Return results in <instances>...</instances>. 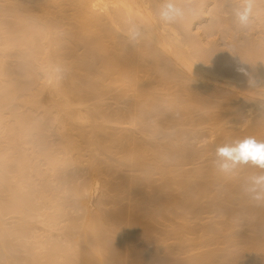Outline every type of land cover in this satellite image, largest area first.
<instances>
[{
    "label": "rangeland",
    "instance_id": "374dc122",
    "mask_svg": "<svg viewBox=\"0 0 264 264\" xmlns=\"http://www.w3.org/2000/svg\"><path fill=\"white\" fill-rule=\"evenodd\" d=\"M218 1L219 0H202V1L201 0H181V1H178L179 3L181 2L182 4H180V5L183 6V8H185V16H184L185 17L184 19L186 20L185 26H186L187 33L190 31L189 34H191L193 36V38H191V40L195 41L196 45H198V46L201 45L200 48L205 49L208 52L207 53L206 51H203L201 49L200 52H202L203 56L207 55V57L209 56L211 58H214V57L218 56L220 51H218V54H217V50H216V53H215V49H218L220 47V50H221L222 53L220 52L221 57L218 56V58H223V59H226V60L229 59V61H231V58L234 59V56L231 53L232 52L231 51L232 47H231V45L229 46V44L226 42L227 41L226 36L228 35L227 31H231L232 34L235 32L238 35L237 36L238 38H237L235 36L236 34H234V37L236 38L237 43H239L240 41L242 42L244 40V38H242L243 34L244 35L245 34L246 35L250 34L251 37L253 36L252 38H254V40L249 38L251 41L253 40V43H254L256 38L263 39V40H260V41H263V42H261L262 45L261 44L259 45V47L262 48V50L259 47H257L254 50H253V48L252 49L249 48V49L252 50L253 53H257L258 57H261L262 55H264V16H263L264 11H261L262 12L261 14L254 15V19H253L251 25L249 27H247V28H244V27L239 25V23L236 21L234 15H233V12H232L233 6L236 5L237 3H239V0H226V1L224 0L225 2L222 0L225 4L221 0L219 1V4H218ZM8 2H9V0H0V10L3 8L1 10V12H0L1 13L0 14V37L4 36V37H2L4 40L6 39L7 35H5L2 31L5 32L6 30L7 31L9 30V33H11V32L15 33L17 31V29L19 31V28H17V26H16L17 29L15 28L14 23H15L16 20L18 22H19V20L21 21L20 18L27 15V14L22 12L24 10L23 8H22L23 10L21 8H17V9L14 10L13 9L14 7H11V6L10 7L14 11L7 13L8 9H9V8L7 9ZM161 3L163 4L164 1L161 0ZM227 3H229V4H227ZM10 4H12V3H10ZM256 4H257V6L259 8H264V0H258V1L256 0ZM6 9H7V11H6ZM255 12H257V11H255ZM26 13H29V11H27ZM31 13L32 12H30L29 14H31ZM37 14L36 13L32 14V16H34V19H35V16H37ZM258 15H261V16H258ZM56 18H58V14L53 19L56 20ZM38 19H39V17H38ZM38 19H35L34 21L38 22L37 21ZM42 19L43 20H41V19L40 20L44 21V17ZM24 20H26V21H24ZM28 20L29 19H25L24 18V19H22L21 22H22V24L24 22V24L26 26H27L26 23H28L29 25L27 27H29L28 28L29 30H32L33 27H34V29L38 30V31H36L35 35L37 34V32H40L39 34H40V36H42L41 37L42 38V43L41 44L46 43V41L48 39H50V38H52V40L54 38V40H55L58 37H60V38L62 36L64 37L62 31H64L67 28V21H64V23L62 22L64 25L60 24L61 27L53 25L54 26V28H53L54 30L53 29H52L53 31L49 30L50 33L52 32L51 34L48 33V32L43 34L44 32L41 31V29L44 27L43 22L40 23V20H39V23L41 25L38 23L39 26L38 25L36 26V24H37L36 22H35L36 24L35 23H31V22H33L32 19H30L31 21L30 20L28 21ZM181 20L182 19H180L179 21H177L175 23L181 22ZM182 21H184V20H182ZM31 25H33V26L30 28ZM40 26H42V28ZM12 27H14V29H12ZM23 27H25V26H23ZM204 27L206 29H204ZM208 28H209V30H208ZM28 29H27V31H28ZM116 31L118 32V30H116ZM243 31H245V32H243ZM41 32H43V33L41 34ZM225 32H226L227 35L225 34ZM7 33L8 32H6V34ZM28 33H30V32H28ZM17 34H14V35L18 36ZM32 34H33V31H32ZM39 34H38V36H39ZM46 34L50 35L48 37V39L43 36V35H46ZM254 34H255L256 37L254 36ZM11 35H13V33ZM21 35H22V33H21ZM26 35H27V32H26ZM123 35H124V33H120L121 37H123ZM246 35H245V37H250V35H248V36H246ZM9 36H10V34H9ZM9 36H8V40H9ZM24 36H25V34H24ZM30 38H31V40H30ZM235 38H233V41L235 40ZM12 39H13V37H12ZM26 39H28L27 36H26ZM32 39H39V38L38 37H34V34H33V37H29L28 40L32 41ZM238 39H241V40L238 41ZM247 39L244 40V41L248 42L249 39L248 40ZM4 40H2V41L0 40L1 41L0 42V46L2 45L3 48H4L3 49L2 47H0V55H1L0 56V60L2 58H6V56L9 57V55H10V58H12L13 56L16 57L21 52V50L23 48V47H21L20 43H22V42L24 43V41H26L25 38H24V39H22L23 40L22 42L18 43L20 45V47H19L20 51L17 50V51H19V52H17L15 50L19 49V48H18V46H14L16 44V43H14V40L10 41V42H12L11 44H13V45L8 43L9 47L4 45V44L7 43V41H6L7 39L5 40L6 43L3 42ZM19 40L21 41V39H19ZM39 40H36V42L37 41L39 42ZM52 40H50V41H52ZM57 40L60 41L61 39H57ZM57 40H55L54 43H52V42H50V43L55 44L54 46H57L56 45V43H58V42H56ZM250 40H249V42H250ZM233 41H231V42H233ZM244 41H243V43H244ZM260 41H259V43H260ZM2 42H3V44H2ZM15 42H16V40H15ZM135 42L132 41L133 44H135ZM241 42L239 44H241ZM255 42H257V44L256 43H254V44H256V45L259 44L258 43V39H256ZM26 43H29V42H25V44ZM143 43L144 42H142V44ZM237 43H235V44H237ZM243 43H242V45L244 46L245 43L244 44ZM250 43H252V42H250ZM142 44H140V47H141ZM235 44H233V45L236 48H238L237 45H235ZM28 45L30 46V44H28ZM38 45H40V42H39ZM48 45H49V43H48ZM136 45H137V42H136L135 46ZM138 45H137V47H139ZM242 45H240V47H242ZM253 45H250V46L252 47ZM23 46H24V44H23ZM45 46H46L47 49H49V48H50V50L52 49L51 46H49V48L47 47V45H44V47ZM198 46H196V47H198ZM216 46L217 47L219 46V47L215 48ZM246 46H247V48L250 47L249 45H246ZM5 47H7V48H5ZM31 47H32V49H30V51L33 50V47L36 48L34 45L31 46ZM58 47H60V46L58 45L57 47H54V48H56V50H57ZM137 47H135V48H137ZM244 47H242V50H240L239 48H238L239 50H237L235 48L236 54H237V52H239V54H244L246 51H248V50L244 51L243 50ZM8 48H9V50H11V53L8 50ZM29 48L30 47H28L27 49H29ZM200 48L198 47V49H200ZM5 49H7L9 51V53L7 51L3 52V50H5ZM36 49L38 50V48H36ZM36 49H35V51H33L34 53L37 51ZM23 50H24V48H23ZM42 50H43V48L41 50H38V51L39 52L41 51V55H43L45 53L46 56H47L46 52L50 51V50H46V52H43ZM53 50H55V49H52L51 52H53ZM235 50H233V51L235 52ZM25 51H24V53H25ZM30 51H28V52H30ZM85 51L86 50H85V48L83 46H78L76 48V53L77 54L83 55L85 53ZM252 51H250V52H252ZM31 52L29 53V55L32 56L33 52L32 53ZM39 52H36L35 54H37ZM42 52H43V54H42ZM51 52H48V53H51ZM3 53L6 54V56L3 55ZM24 53H22V55H20V56H22V58H23V54ZM239 54L237 56H239ZM27 55H28V53H27ZM39 55L40 54H38V56ZM41 55H40V59H43ZM251 55H252V53H251ZM20 56H19V59L13 57V59H11L12 60L11 62L8 61L10 58L9 59L6 58L7 62H10L9 64L7 63L6 65L10 66V64H11L12 66H15V68H14L15 71L12 70V68H11V70L14 71L15 73L14 74L11 73L10 76L8 75L9 73L8 74L6 73V75H5V71L4 70H6L8 67L7 66H6V68L3 67V65L1 64L2 63V60H1L0 66L2 65L3 69L4 68L5 69L3 70V69H1L2 67L0 68L2 73L4 72V74H0V86H1V84H2V86H5L6 84L7 85L9 84L10 87L12 88V89L11 88L10 89L14 90V91H15V89L19 90V88H20V90H19L20 95L25 94L24 96H26V93H28L30 91H31L30 95H36V93H34V94L32 93V92H34L32 90L35 89V92H37L36 88L39 85V81L40 82H42V81L44 82V84L46 86L45 87L46 89H42L41 91L39 90L37 92V95L35 97L33 96L34 98L33 97L31 98V100L32 99L36 100L35 104L33 103L34 100L31 101V103L33 105L28 102L30 100V96H29V99L24 98V96H23V99H21V100H24V99L28 100L26 102H28V104H30L31 106H29V105L27 106L25 104V100H24V105H23V103H20L21 100L19 101V99L16 98V97L19 96V93L17 94V92H16V94H17L16 97H14L15 95L13 94L14 95L13 97L16 98L19 101V102L17 101L18 104L20 103V105L17 104L19 107L16 105V107H18L17 111H19V113H17V115L20 114V112H21V115H22V112L27 114L28 116L30 115L29 117L28 116H26V117H27V119L29 118L28 120H30L29 122L31 124L32 123L31 122L32 119H34V121L37 120V119L39 120L40 118L43 119V116H45V115L42 116V114H44V111L46 112V110L54 107V106H52V104L54 102L53 100L56 98V100L58 101V99L60 100V98H61L60 96H63V95H61V93H59V91L62 90V88L66 89V86H70L68 84L72 81V79L69 76L70 73H72L71 63H70V62H72L71 61L72 57L68 56V61L67 62L65 61V63L63 65H61V66H60V63H59V65H58L59 67L56 66L57 69L58 68H60V69H58L59 71H57V72L55 71V72L57 74L59 72L60 75L62 74L61 76L55 74V72H54L55 68L54 67L53 68L50 67L51 70H50V68H49L48 71L46 70L47 72H49V71L52 72L53 71L54 74L57 75L56 77H59L60 79H62L60 81L63 82V85H64V83H65V85L67 84L66 86L64 85V87H62L61 89L59 87V86H61V83L60 84L59 83L56 84V85H58L57 86L59 88L58 89L57 87L56 88L54 87V86H56L54 83H57L59 81H56L58 78L56 79V78L51 76V75H54L53 72L50 73L51 75L49 74V76H51V77H48V78H47L48 75L46 76V72L44 73L45 75H43L42 73H41L42 76H40L41 74L39 75L41 68H39V73L35 72V74L32 73L30 75L31 71L28 72L29 66L30 67L34 66L36 68L37 65H35V64H39V63L42 64L41 61H43V60H40V62L38 60L39 63L38 62H33L36 59L35 58L36 56L35 57L34 56L33 57L29 56V57L32 58V60H31L32 62H30V60H29L30 58H26V55L24 56L25 58H23V59ZM212 56H214V57H212ZM244 56H245V54H244ZM244 56L243 55L241 56V59H243L242 62L245 61V62L248 63L247 57L245 58ZM255 56H256L257 59H255ZM43 57H45V55H43ZM258 57H257V55H254L252 57V61H254V59L257 60V61H254V63L250 62V60L248 59L249 62H250L248 64L250 65L252 63L251 64V66H252L253 64L257 63L256 64L257 66H255V65L252 66L253 69L256 68V71H258V69L261 68L260 71L262 72V70L264 71V69H263L264 68V64H263L264 61H263V59L261 60L260 58L258 60ZM37 58H39V57H37ZM261 58H263V57H261ZM16 59H17V61H16ZM25 59H27V61L29 60V62L24 61ZM135 60L139 61L138 62L139 63V67L135 71V74L137 76L138 84H143L144 80H146L148 82L150 81L152 83V86L150 88V92H151L150 94H154L153 97L156 98V99H152L150 101V99H151L150 98L148 100L149 101L148 103H151V104H144V106H143V104H141L142 105L141 106L139 104L140 103L139 101H141L142 98L145 97L144 92L139 90V92L137 93L136 92L137 86L133 85V84H130V82L126 81V79H124L125 81L117 82V83H114V84H109L110 83V79H108L107 77L103 78V79H99V77H96V78L93 77L92 78V77H89L87 73L86 74L81 73L83 76L84 75L85 76L84 77L82 76L83 78H82V80H80V85L82 84L81 86H83L84 90L88 91V89H91L90 87H92V86H89V88H88L87 87V85H88L87 81H89V84H90L91 83L90 81H92L94 79V81L97 84L96 87L98 86V83H99V86H98L99 89L97 88L98 91H96V93L92 97L90 96V97H87V98H84V99L82 98L81 100H80V98L78 100L75 97L76 100H74L71 103L72 104V106H71L72 109L71 110L74 113V116L72 117L73 119L71 117H69L70 119L67 118L68 119L67 120L65 118L66 115H67L65 112H61L62 115H60L61 113L58 114L59 111H61V110H59V111L57 110V109H59V106H58L57 102H54V105L56 103L58 108H55L56 107L55 106L53 109L58 111V113H56V112L55 113L59 115V121L62 120V119H60L62 117L63 121H64V123H62V124L65 127L68 125L67 123H68L69 120L70 121L73 120L75 125H73L74 123H71V124L73 126H75V127H77L76 125H78L79 128H80L81 125H82L83 132H85L84 133V137H85L84 140L87 137H89V138L93 137L92 133L96 132L97 130L101 131L99 127H101V126L104 127L103 128L104 131L102 133L105 134V136L103 134L102 135L105 138H107V139L110 138L111 140H110V142H106L104 145L99 146L98 149H99L100 152L98 151L99 155L97 157L94 156L93 151H92L93 149H95L96 144H95V147H94V145L88 143V140H89L88 138H87V140L84 141L83 144L80 145L81 148H78L77 151L76 150H72V148L71 149L69 148V150H72V152L65 151L66 149H64V151H62L63 147L66 146V145L63 146V144L64 143L66 144V142H67V141L63 142L64 139H67V137H65V136H67V133H65V135H64V134H62V131H66L67 132V130H68V132H69L70 130H69V128H64L66 130H62L61 133L59 132L63 125H61V123L58 120H56L58 118V116L55 113H54L55 117L53 116L54 115L53 112H52L53 109L50 112H52L51 114H53L52 115L53 119L54 118L55 119L52 120V121L50 120L51 122L50 121L46 122V123H48V124H46L45 123V119L47 117L46 118L44 117L45 118L44 122H42V124L43 123L45 124V128H47L46 129L47 131L43 130V131H45V133H48L46 137L44 136L45 133L42 134V131H39L42 128L41 129L38 128L39 130H35V128H36L35 127L33 131H31V130L29 131L28 130V134H26V132H27L26 130H25L26 132L24 130H21L22 127L19 128L20 129L19 130L17 128V126H16L17 125V122L15 121L16 118L13 117V116H16V115H14L13 113H12L13 114V116H12L13 119H11V116H8V114H6L8 116V118L10 117V120H8L9 123L6 122L7 121V116L5 117V115H4L6 121L3 120L4 117H1L3 119H1L0 122H2L3 124H0V125H3L4 127L3 126L0 127V163H2L7 168L9 167V169H12V170L8 169L6 171H8V172L10 171L11 173L14 172L13 174L9 173V174L12 175V178H14V179L11 178L12 179L11 180L10 179V175L8 174V172H7V174L9 176L6 175L5 168L3 169L2 167H1L2 168L1 171L3 173H1V174L5 175V177H7L8 183H10V186H12V185L14 186V184H13L14 182L16 184L15 186H17L18 185L17 183L20 182L21 186L18 185V187L19 188L20 187L23 188L25 190V193H27V191H28V194H30V193L32 194L31 197L30 196H28V197L32 198L31 204L34 205V204L37 203L36 208H38V211L36 212V214L34 213V216L30 215L31 212H26V213L22 212L23 214H27V215H28V213H30L29 214L30 219L26 220V221H30V222H26L27 224H25L23 222V224L25 226L27 225V227H24V229L21 230V231H25V228H26V232L24 234H26L28 238L26 237L27 238L26 241L24 239H22V241L23 242L24 241L27 242V244H29V245L32 244L31 245L32 248H34L36 250L38 249V252H41V251L43 252L45 249H46V251L50 250L51 247L53 248V246H52L53 243H54V245L57 243V246H58V243H64L67 246L68 244H67V241H66L67 240V235L66 234H67V231L69 230L70 227L66 228V226L67 225L70 226V223L75 220L74 217L77 218L78 215H82V213H81L82 211L79 208L76 209L77 211L74 210L75 206H73V205H70V207L69 208L67 207L66 209L63 208L65 210H67L69 213L67 211L61 209V210H63L61 212H64L63 215L61 216V219H60V216L57 215V213H61V212H58V210H56V209L57 208L59 209L62 206V205H59V203L61 204L62 201L58 203L59 206L57 208H56V205H57L56 202H58L59 200H64L65 201V198L68 196V195H66V197H65V193L68 194L69 190L67 192L64 189V186L67 185V184H65L66 181L63 183V180H67L69 177L67 178L66 175L64 174L65 177L63 176V178H62V176L59 175L60 176L59 178L60 179L62 178L61 181H60L56 176L51 174V173L54 172L52 168L50 170H52L53 172H51V173L49 172L50 174L47 173L46 171H44L45 169H47V167H50V166H48L47 161L48 160L51 161L52 159H50V158L46 159L45 158L46 155L42 156L39 152L44 147V145H43L44 143H46L45 144L46 146L48 145L47 147H49V145L51 146V143H52V148H53L52 150L53 151L50 148L51 152L48 153V156H50L49 154H52V152H53V155H55L57 153V155H55V157L53 156L54 158H56L58 155L61 156L60 152H62V158H64V159L65 158H69V159L71 158V160L72 159L74 160V158H72V157L75 156L74 154H76V156H78L80 154L79 157H81V158L79 159V162L77 160V162H78L77 163L74 160V162H76V164H78V166L76 164L74 166L72 165L73 166L72 168H74V167L76 168L75 170L73 169L74 172H73V170L71 168V173L73 172L72 174L75 173V175H76V173H77L76 176H74V175H73L74 177L72 176L73 179L75 178V181H77V182L79 181V182H78V184H74V185L73 184H68V185H71V186L72 185L73 186L80 185L79 183H81V181L83 182L82 179L84 178V175H85V179L87 178L88 172H86L85 169H87V171H88V168H85V167H88V164H89L88 162H90V160L92 159V156H94L98 160V162L100 163V167H99V169L97 171V174H96V179L98 181L96 185H97L98 188H96V186H95V188L97 190H95V194L92 197L93 200H92V203L90 205L91 207H89V209H88L89 213L97 214V212H103L104 211L106 213H110L111 215L113 214L112 216H113V219H114L115 218L114 212H115V214H117V212L121 213L125 209L124 211H125V214H127V216H125V215L123 216V213H124V211H123L120 214L121 216H123L122 218L120 216L119 220H116V219H118V214H117V217H116L115 220H111L112 222L107 221V223H108L109 229L120 230V231L122 230V232H126V233L128 232L127 235L132 233L131 235L135 236L134 239L131 238L133 236H131V235H130L131 237L128 236L129 238H127V240L129 239V242H130V238L132 239V241H131L132 243L129 245L130 248L128 250H133L134 246L131 247L132 244H133L135 246L138 245L137 246L138 248L134 247V251H138V252L141 251L142 253H144V250H145V254H146V250H148L149 254L151 253L149 255L148 251H147V256H149V257L144 256L143 254L140 255L141 253L139 254V256H138V253L132 255L135 260L132 257L131 258L135 261V264L136 263H138V264H141V263L142 264H152L153 262H156L157 259L158 260L160 259V261H162V262H164L163 260L165 259V262H167L166 264H187L188 261L189 262L192 261V259L190 260V258H193V257L195 258V256H196V258L198 256L201 257L204 254H205L204 256H206V254H208V256H206V258L203 259L202 262L199 260L201 263H199V261H198V264H261V263H258L256 261L257 258H254V256L251 254L252 251L250 252V250H249L250 247L247 246L244 238H241L240 236L237 237V238L232 237L233 234L232 235L230 234L229 236H228V234L224 235V233L221 234V231L219 230L218 226H220V225H217L218 223L220 224L221 222L227 221L229 217H231V218L235 217V215H234V213H232V211H235V210L241 211V212H242V210L244 211V209L241 206H239V205H237L235 203L230 205L232 202L231 203H227V205L229 204L231 206L230 209H229L230 212L229 211L227 212V211H224V210H223V212H221L220 210H219L220 212L219 211H215V209H213V210L211 209V205H208L210 203V199L212 198L211 195L215 196L214 194L217 195V194H220L219 192L223 191L221 180H218L216 177L210 176V174H206V176L203 175L204 178H202V177H198L197 178V176H196L197 179L194 176L190 175V171L193 172V171L196 170V168H199V169L200 168H205V167H207L210 164H212V166H213V161L216 160V155H215L216 147L219 146V145L225 144L224 142H227L226 139H228V138L226 137V135L229 132L231 133L232 132L231 130L233 128H234L233 132H235L234 130L238 129L236 131L237 134H239L240 132H243V133L245 132L246 133V131L248 130V127L251 124L246 126V127H241L240 124H235L234 122L230 121L231 119L229 120V118H228V119H225V121H224V123H225L224 125L225 126L223 125L224 126L222 128V130L224 131L223 132L221 130V128H220L221 124L220 123L217 124V123L219 122V118L220 119L224 118V116L227 117V111H228L227 108L230 106V104H227V102H224L222 100H217V99H214V98H207V102L205 103L204 106H201L199 104H194V105H190L188 107L179 106V107H177V109H173V110L167 108V106H166L167 103L166 102H168L169 100L174 99V98L176 99V96H178V95H176V93L180 90L179 87L181 85L184 86L185 82L182 84L180 82V77H179V80H176V82L174 81L175 79L170 81L171 78H170L169 81L164 82L161 79V76H160L159 72L157 71V69L154 68L155 65H154V67H152L153 65L152 66H150V65L146 66L145 63H143V62H141L139 60V57L138 58L136 57ZM3 61H4V59H3ZM23 61L25 62L24 65L26 63L27 64L30 63V64L26 65L25 68H20V67L23 66V65L21 66V64H22L21 62H23ZM234 61H235L234 64L236 66H234L233 68H234V70L238 71L237 70L238 66H241L243 63L242 62H238V61L236 62V60H234ZM262 61H263V63H262ZM87 62H90V60L89 61L87 60ZM4 63H6V62H4ZM33 63H35V64H33ZM44 64L45 63H43L42 65H44ZM260 64L261 65L263 64V68L260 67ZM54 65H52V66H54ZM176 66L177 65L175 64V67ZM43 67H45V66H43ZM97 67H96V69L98 71L97 73H99V72L101 73L103 68L99 66V70H98ZM252 67H251V70H252ZM179 68H175V69H179ZM249 68H250V66H249ZM8 69L10 70V68H8ZM100 69H101V71H100ZM32 70H34V69H32ZM37 70H35V71H37ZM183 70L184 69H181L179 71L180 72L182 71L183 73L184 72L186 73V71L185 70L183 71ZM1 71H0V73H1ZM41 71H42V69H41ZM256 71L255 72L252 71V72L255 74ZM260 71H259V73H260ZM27 72L29 73L30 76H28ZM177 72H178V70H177ZM180 72H178V73H180ZM256 74H258V73H256ZM86 75H87V78H86ZM181 75H182V73H181ZM186 75H187V77H186ZM186 75H184V76L186 78H188V73H186ZM44 76H46V78ZM42 78H44V79H42ZM90 78H92V79H90ZM182 79H181V81H182ZM189 79H191V78H189ZM178 81L180 82V86L178 85V83H179ZM184 81H186V83H185L186 85L185 86H187L188 83L191 84L190 85L191 87H193V85H194V86H196V88L202 85V84H200L201 82H198V81H195V80H192V81H195V82H191V80H190V82H189V80L187 82V79H185ZM263 83H264V78H263ZM40 85H42V84H40ZM50 85H51V88H52V92H50V93H52L54 95H51L49 93V91H48L49 88H47V87H50ZM43 86L44 85H42L41 87H43ZM5 87H7V86H5ZM1 88L2 87H0V89ZM38 88H40V87H38ZM4 89L1 90L2 93L4 92ZM101 90H103V91H101ZM1 91H0V93H1ZM57 92L60 94V96H59V94H57ZM179 92H181V90ZM6 93H7V91H6ZM55 94H56V96H55ZM142 95L144 97H141ZM52 96L55 97V98H53ZM179 96H181V95H179ZM183 96H185V95H183ZM26 97H28V94H27ZM20 98H21V96H20ZM8 99H10V98H8ZM61 99H62L61 100V102H62L64 99L63 98H61ZM183 99H185V98H183ZM10 100L13 103L14 99H10ZM11 101H9V102H11ZM14 102H16V101L14 100ZM58 102H60V101H58ZM137 102H139V103L136 104ZM3 103L7 104V100H6V103L5 102H3ZM16 103H13V105H11L9 103L7 106L11 105L10 107H13L14 104H16ZM7 106H6V108H7ZM29 107H31V108L29 109ZM96 107H99L100 111L102 110L100 112L101 114L97 115L95 120H92L91 118L89 119V117H88L89 114L92 113L93 111H95ZM4 110H5V108H4ZM4 110L2 112L3 114L6 112V110L5 111ZM12 110L16 111V109H12ZM10 111H11V108H10ZM10 111H9V114H11ZM118 112L121 113V114H119ZM261 112H257L256 114L260 113L259 115H261ZM49 113L48 114L46 113L47 114L46 116H48ZM3 114H2V116H3ZM263 114L264 113L262 112V115ZM63 115H65V116H63ZM255 115H253V118L254 117H256V118L259 117V115L258 116L257 115L255 116ZM56 116H57V118H56ZM205 116L206 117L209 116L208 118H210L212 116L213 120H216V118H217V121H215L217 123L212 121L211 118L209 119L210 121H207L208 123H205L206 121L204 122V120H203L205 118ZM48 117H50V116H48ZM256 118H254L253 121L256 120ZM49 119H51V117ZM16 120H18V119H16ZM22 120H23V118H22ZM228 120L230 122H228ZM20 122H18V124ZM65 122H67V123L65 124ZM213 123L217 124V128H215L216 126ZM27 124H28V122H27ZM38 124H40V122ZM33 125H32V127H33ZM95 125L97 126V129H96ZM231 125H232V127H231ZM35 126H36V124H35ZM38 126L39 125H37V127ZM233 126H235V127H233ZM237 126H238V128H237ZM19 127H20V125H19ZM28 127L30 129V125ZM211 127H212V129H211ZM230 127H231V129H229ZM216 129L219 130L220 133L219 132L217 133ZM210 130H212V131H210ZM99 131H97V132H99ZM128 131L129 132H134V134L138 138L144 140L145 142L146 141L149 142L154 147L172 145V146H174L176 148H179L180 146H182V148H183V146L184 147L187 146L191 150H196V151L198 150V151L204 152V155H202V157L199 156V158L195 157L194 159L193 158L182 159L181 161H179V163H175L176 165L173 167V170H170L171 171L170 174L168 173L167 175H163V173L160 170H156L155 171V169H154V171H152L151 174L149 173L150 178L146 179V180H148V179L150 180L149 183H147V181H146L145 182L146 184L145 183L139 184V183H137L138 181H135L134 184L137 183L139 185L136 186V187H131L130 184H133V182L130 183V184H128V182H131L132 178H136L134 180H139V178L140 177L143 178V176L146 173L144 171H141V170H143L142 169L143 166L141 167V170H138V168H140V166L139 165L137 166L136 164H133V163L132 164H133L134 167H128L127 165H129V164H127V165L125 164L123 166L116 165L117 162L122 158L121 150H117L118 146L121 145V141L119 140V137L123 133L127 134ZM57 132H59L60 135L57 134ZM9 133H10V136L14 137V140L13 139L10 140V138H11L10 136H9L10 138H8ZM86 133H87V137H86ZM199 133H200V135H199ZM205 133H206V137H205ZM209 133H211V134L214 133L213 134L214 138L212 136H210L211 134H209ZM108 134H110V135H108ZM207 134H209V135H207ZM42 135L45 137V139H42ZM203 135H204L205 138L202 137ZM223 135L226 137V138L223 137L224 140L221 138ZM62 136H63V138H62ZM59 137L61 138V140L59 139ZM96 137H97V134H96V136L94 138H96ZM98 137H99V134H98ZM98 137H97V139H95L96 141L98 140ZM195 137H196V139H195ZM199 137H202V139H198ZM208 138L211 139V140H209ZM58 139H59V142L62 141L63 144H59V142H58V144H56V141ZM256 139H258V138L256 137ZM91 140H92V138H91ZM91 140H89V142ZM203 140H205V142ZM118 141H120V142H118ZM92 142H93V140H92ZM111 142H112V144H114L116 146V148L113 151L112 155H110L111 159H113L114 161H117L115 163V165H116L115 167L114 166L113 167L110 166L109 162L107 161L108 156H107V153H106V147L109 146V144ZM66 148L68 149V146ZM151 148H153V147H151ZM56 149L60 150V152H56V151L54 152V150H56ZM38 150H40V151L38 152ZM78 150L80 152H78ZM45 152H46V150H45ZM39 154H40V157H39ZM147 154H150V153H147ZM149 156L151 157V155H149ZM88 158H91V159H89V161H88ZM59 159L61 160V158H59ZM66 161H64V163ZM80 161H81V163H80ZM11 162L13 163V165H15V163L18 164V162L19 163L21 162V165L23 166V168H20L19 166L18 167L21 169L20 172H23V173H19V168L16 165L15 166H16L17 171H15V168H14V166H12ZM60 162L62 163V161H60ZM50 163L51 162H49V164ZM111 163L114 164V162H111ZM56 164H58V162ZM36 166L39 167V170H38V168ZM65 166L66 165H64L63 168H65ZM12 167L14 168V170H13ZM57 168H59V167H56V169ZM61 170H64V169L61 168ZM69 170H70V167H69L68 171ZM40 171H41L42 175H45V172H46V175L43 176V177H40V176H42V175H40ZM66 171L67 170L62 171V172H66ZM245 171L246 170H245L244 167L237 166L235 172L233 174H231V175H226V177L229 178L228 180H231V181L235 180L236 181V185H237V181L240 182L241 179H243L242 177H244V173H246ZM261 171H263V170H260V169L256 168L254 170L253 174L254 175L258 174ZM16 172H18L19 176L18 175L17 176L19 178H16V175H14V174H16ZM57 173L55 175H57ZM48 174L51 177H47ZM58 174H61V173L59 172ZM61 175H63V174H61ZM78 175L80 177H78ZM185 176H187L186 179H188L190 177L189 181L192 182V183H193V181H195V182L197 181V183H200L202 181L210 182L209 183V190L207 191V193L205 195L203 194L202 196H201V194L200 195L198 194L197 198L199 197V200L197 198L195 199V200L198 201L197 202L198 206H196L198 208V211H197L196 207H195L196 208V212H195L194 208H193L194 209L193 211L190 210V209L186 210L187 207H184V206L181 207L180 206L181 203L178 202L179 204L178 203L174 204V206H173L174 208L171 207V209L169 210L170 212H167L164 215L162 213V216H161V213H158V214L155 213L156 215H154L155 217L153 216L154 217L153 218L152 215H153L154 212H156V209L158 211V207L154 208L155 206H153V204L155 205V203H153V202L151 203L150 202L152 204L151 205L149 202H147L148 200L150 201L149 198L153 197V198L156 199L155 196H159V197H157V199L158 198L162 199V198L168 197L170 194H172V196L176 197L177 200L183 199L186 196V195H184L186 189L182 188L183 186H181V185H180L181 187H179L178 184L180 182L179 180H181V179H184V180H181V182H185L186 181V179L184 178ZM55 177H56V180H55ZM81 177H83V178H81ZM44 178H51V180L47 179L49 181L46 180V182H45V181H43ZM77 178L79 180H76ZM144 178H145V176H144ZM25 179H26V181L28 183L26 181H24ZM58 181L63 183V188L60 187V186H62V183H60L59 187H57L58 183H59ZM67 181H71V180L68 179ZM75 181H73V182L75 183ZM167 181L172 182L170 184L172 186V188H171L170 185H168L169 182H167ZM2 182L4 184V181H2ZM24 182L27 183V184H25V187H27L28 184H29V186L32 184L29 189L26 188L27 189L26 190L25 187H23ZM41 182H43V185H44V183H46L45 187L48 186V185H49L48 188L49 187H52V188L54 187L53 189H51L52 193H53V191L56 192L58 190V192H60V191H62L64 189L66 192H64V190L62 192H64V197L65 198H63V199L61 198V197H63L62 196L63 193L62 194L61 193L60 194L56 193V194H58V197H59L58 198L59 200H56L57 196H56V199L53 198V199H55L56 202L54 200H51L52 199L51 197H50L51 199L49 197H46V198L42 197L41 200H40L39 197L42 194V192H44V191L39 190V189H41V188L45 189V190L48 189L47 187L44 188L43 185L41 186V184H42ZM186 182H188V181H186ZM239 182H238V184H239ZM21 183H23V184H21ZM175 183H176V185H175ZM6 184H7L6 182L4 184L5 186L1 184V186H2L1 188H2L3 192L6 189H8V187H9V186L6 187ZM123 185H124V187H127V190L129 189L128 193L124 191L125 188H123ZM3 186H4V189L6 187L5 190L3 189ZM32 186H35V187H33L31 189ZM120 186H121V188H120ZM19 188L18 189L16 188L17 191L19 190ZM69 188H70V186H69ZM71 188H73V187H71ZM49 189H48V191L46 193V194H48V196L51 195L50 194L51 192L48 193L50 191ZM141 189L144 190V192H143L144 194L142 193L141 195H138V194H140ZM24 190L22 192H24ZM36 192H38V194H40L38 197H34V195L37 194ZM134 192H135V195H137L136 197H135V195L134 196L132 195ZM4 193L7 194V192H4ZM167 193H169V194H167ZM6 194H4V196H6ZM8 194H10V193H8ZM70 194L72 195L71 192L69 193V195ZM221 194H224V193L221 192ZM42 196H45V193H44V195L42 194ZM52 196H53V194H52ZM210 196H211V198H210ZM74 197H75V195H74ZM74 197H73L72 200L70 199L69 202H71V201L73 202L75 200ZM132 197H135L136 201H139V199H140L142 202L146 201L147 204H150V205H147L146 202L145 203L143 202L141 204V202L139 201V203L141 204L139 206H140V208L142 207L143 209L139 208V210H138L139 206L137 205L138 207H136V204H138V202L134 201ZM29 198H27L28 201H29ZM47 198H49L50 201H48ZM34 199H35V201H34ZM43 199L47 200L46 201L47 203L45 201H43ZM142 199H144V200H142ZM33 201H34V203H33ZM64 201L62 202V204L66 205L67 202H68V199H67V201H65L66 203ZM50 202H53V203H51V205H50ZM77 202L81 205L80 200L77 201ZM135 202H136V204H135ZM46 204H47L48 207L51 208V211H50V208L46 207ZM53 204L55 205V207H54ZM74 204L76 205L75 201H74ZM130 205H131L133 210H130L129 213L134 214L136 212V214H138V216H140L139 214H141L142 216L143 215L146 216V214H147L146 217H144V216L141 217L140 216L141 218H144V220L140 219V224L139 223H137L139 225L135 224V226H137L138 228L134 227L131 223H129L130 221L132 223L135 222V221H132V219L130 221L127 220V219H130V218H128V212H127V210L131 208ZM256 205L253 203V207H255ZM66 206H64V207H66ZM72 206H73L74 209L71 208ZM156 206H158V205L156 204ZM199 206H200V208H199ZM12 207H13L12 209H14V211H15L16 208H18V207H16V205H15L16 208L14 206H12ZM128 207H130V208H128ZM119 208L120 209L122 208L123 210H120ZM34 209H35V207H34ZM82 209H83V215L82 216L84 218V214H85L84 213V208L82 207ZM53 210H54L55 213L57 212L56 215L59 216L58 222H55V220H52V218H51V217H53L52 214L55 215L54 212L51 213ZM88 210H87L86 213H88ZM185 210H186V212H185ZM6 211L7 210H5L4 212H6ZM32 211H34V210L32 209ZM145 211L147 212L146 214L144 213ZM245 211H247V210H245ZM46 213H48V214H46ZM66 213L69 214V216ZM230 213L233 214L234 216L233 215L230 216ZM64 214H66V216ZM74 214H76L77 216H75ZM131 214H129V216H131ZM149 214H152V215L150 216ZM159 214H160V216H157ZM241 214H243V213H241ZM245 214H246V212H245ZM245 214L243 216L241 215V217L239 215V217H240L239 220L236 217L237 221L236 220L235 221L238 222V223H236V224H238L237 228H239V227L242 228L243 227L245 230H247V233H248L249 229L246 226V219L244 220V217L246 216ZM6 215L4 216V218L6 217ZM16 215H17V213L16 214L15 213L14 214H12V213L9 214V212H8L7 218H5L6 219L5 221L7 222V224H9L10 229L13 228V227L16 229L19 226H21L23 228V226H24L21 223L22 216L19 215V217L21 216V218H19V217H16ZM70 215L73 217L74 220H72V218H70L69 219L70 222H69V220L67 218L71 217ZM82 216L78 217L79 221L82 219L81 218ZM149 216L151 217V219H148V218H150ZM26 218H28V217H25V219ZM19 219H21V221H18ZM49 219H51V220H49ZM145 219H147L146 220L147 223L145 222ZM233 220L234 219H231V221H233ZM81 221L79 223L82 225L84 222L82 223ZM83 221H84V219H83ZM142 221H144L146 224L145 223L142 224ZM229 221H230V218H229ZM74 222H72L71 226H73V227L70 230L77 229V227L75 228ZM77 222H78V220L76 221V223ZM136 222H138V221H136ZM107 223H106V225H107ZM15 224H16V226H15ZM28 224H30V225H28ZM80 224H79V226H80ZM31 225H33V227H34L33 229L30 228ZM140 227H142V228L144 227L143 229H145V230L142 231L141 229H139ZM27 228H28V230L30 228V230L28 231ZM128 228H130V229L128 230ZM135 228H136V232H134ZM19 229H21V228L19 227ZM78 229H79V227H78ZM78 229L75 230L74 232L72 231L73 235H71V236H72V242L74 244L72 242H70V243H72V245L75 247V249L78 247V248H81L82 250L85 249L87 251V252L85 251V254H83L84 252L80 253V251L76 250L77 252H79L80 255L81 254L86 255V256L81 255V257H80V255H78V257L80 259L82 258V260L79 259L80 262H82L83 260H84V262L80 263L77 260L75 261V259H77L76 258L77 255H76V257L74 256L75 255L74 251H73L74 255L72 254V249H74L72 245H71L72 246L71 250L70 249H66V247L64 248L65 250H70L71 251V252L70 251L69 252L67 251V252L69 253V255L70 254L73 255L72 257L74 258V260H73V258H71V259L75 262L74 264H84L86 262V258L87 257H89V258L91 257L90 258V260H91L90 262L91 263L89 262V264H103V261L105 260L104 252H103L102 255L100 254L101 252L100 253L96 252L94 246L91 245L92 244L91 242H89L87 244V242L84 241L85 237H82V239H84V240H83V242H81V239H80L81 237L80 236L81 235L83 236L84 234L81 232L82 227L79 229L80 231H78ZM11 231L15 232V230H12V229H11ZM19 232H20V230L18 232H16V233H18V235H19ZM27 232L29 234H27ZM134 233H136V234L134 235ZM30 234L32 236H29ZM70 234H71V232H70ZM16 235L17 234H15L13 237H17ZM22 236H24V235H22ZM226 237L229 240H227ZM19 238H20V241H21V237H18L17 239H19ZM22 238H25V237H22ZM75 238L77 239L76 241H75ZM133 240H134V242H133ZM22 241H21V243H22ZM68 241H69V236H68ZM35 242H36V245L34 244ZM162 242L165 243L167 245V247H169V249L172 251V252L169 251V252H171V254H169V252H168L169 249L168 250L166 249V251L168 253L166 251L164 252V249L160 250V246H164L165 245ZM78 243H80V244H78ZM59 245L61 247L62 244H59ZM18 247H22V246L18 245ZM54 247H56V246H54ZM23 248H27V246L23 247ZM29 248H31V247H29ZM32 248H31V250H33ZM172 249H174V250H172ZM21 250H25V252H26L25 253V252L22 251V254H28L27 252L29 251V249H28V251H26L27 249H22L21 248ZM36 250L34 252H36ZM19 252H18V256H22V255H19V254H21L20 250H19ZM88 252L91 253L90 256L88 254H86ZM124 252L127 253L128 251H124ZM153 252H154V255L155 254H157V255L153 256L152 255ZM61 254H59L60 255L59 257H62ZM131 254H133V253H131ZM261 254L262 253H259V255H261ZM263 254H264V251H263ZM71 255H70V257H71ZM123 255H126V257H127V254H125V253H123ZM151 255L153 256V258L151 257ZM26 256L28 257V255H26ZM26 256L24 255V257H26ZM37 256H41V255H38V253H37ZM82 256L85 257V258L83 259ZM102 256L104 257V260H103ZM128 256L130 257L131 255H128ZM129 257H127V259L131 263L132 259L129 260ZM136 257H138V259L141 258V260H138ZM150 257L152 259H154V260L156 258V260L155 261H152V259L149 260ZM123 258H125V257L123 256L122 259ZM71 259L68 260L69 263L68 262L66 263V261H65V263L66 264H72L73 261H71ZM136 259H137V261H136ZM58 260H62V259L59 258ZM23 261H24V259H23ZM88 261H89V259H88ZM88 261H87L86 264H88ZM125 261H127V260H125ZM160 261H158L159 263H156V264H161ZM60 262H63V260L60 261ZM33 264H35V263H33ZM132 264H134L133 261H132ZM262 264H264V257H263Z\"/></svg>",
    "mask_w": 264,
    "mask_h": 264
},
{
    "label": "bare ground",
    "instance_id": "6f19581e",
    "mask_svg": "<svg viewBox=\"0 0 264 264\" xmlns=\"http://www.w3.org/2000/svg\"><path fill=\"white\" fill-rule=\"evenodd\" d=\"M178 1H181V0H177V2ZM219 1H218V4H219ZM10 3H12V4H10ZM179 4H182V3L180 2ZM227 4H229V3H227ZM7 5H6L7 6V9L8 8L10 9V10L8 9V11L6 9L7 13L8 12H12V11H14L17 8H21V9L23 8L24 9V10L22 9L23 10L22 12L25 13V14H27L26 15L27 17L26 16L21 17L20 18L21 21H22V19L25 18V19H29V20L32 19L33 22H31V23H35L36 21H34V20L35 19H38V17H39V19L37 20L38 22H36L37 24L36 23L35 24H36V26L37 25L39 26V24L43 22V25H44L43 28L44 29L42 28L43 25L40 26V27L42 28L41 31H43L44 33L41 32V34L42 33L45 34L46 32L50 33L49 30H52L54 28V26H60L61 27L60 24L64 25L63 24L64 21H67V28L65 27L66 28L64 30L65 32L62 31L64 37L62 35H61L62 36L61 38L58 37L57 39H61L60 41H58L57 39H55V40H57L56 42H58V43H56V45L57 46L58 45L60 46V47L57 48V50H56V48H54V47H57V46H54L55 44H52V43L55 42L54 38H53L54 41L52 40V38L48 39V37L50 36V35H47L48 33L46 35H43V36L46 37L49 41L48 40L46 41L47 44L46 43L41 44L42 43V38H41L42 36H40V34H39L40 32H37V34L35 35L36 31H38V30L34 29V27L32 28V30H29L28 29L29 27H27L29 24L26 23L27 24V26H26L24 24V22L22 24V22L20 20H19V22L16 20L15 23H14L15 28H16V26H17V28H19V31L16 28L17 29L16 32L18 34L16 32L15 33L14 32L9 33V30L8 31L6 30L5 32L2 31L5 35H7L6 36V39L7 40L5 39L7 41V43L2 38L4 36L0 37V40L1 41L4 40L3 42L6 43L4 45H6V46L9 47V44L8 43L11 44L12 42H10V41H13V40H14V43H16L14 46H18V48H19L20 45H21V47H23L24 50L22 48V50L20 52L21 54L20 53L18 54L19 56L22 55V53H24V51L28 47H30L29 49L26 50L27 52L25 51L26 54L25 53L23 54V58H25L24 56L26 55V58H30L29 60H30V62H32L31 61L32 60L31 57H33V56L35 57L36 56L35 57L36 59L34 58L35 60L33 62H38V60L40 62V60H43V61H41V63L42 64L45 63L44 65L40 64L39 62L38 63L40 65L33 63V64L37 65L36 68L34 66L33 67L32 66L31 67L29 66L28 72L31 71L30 72V75L32 73L35 74V72L36 73H39V68H41L42 71L40 69L39 75L41 73L43 75H45L44 73L46 72V76L48 75L47 78L48 77H51V76L54 77V78H56V79L58 78L59 80L57 79L56 81H59V82L54 83V84L56 85L58 83L59 84L61 83V86H59L60 89L62 87H64L65 83L63 85V82L60 81L62 79H60L59 77H56L57 75H59V76L62 75V74L60 75L59 72H58V74L56 73L57 71H59L58 69H60V68L57 69V67H59L58 66L59 63H60V66H61V65H63L65 63V61L67 62L68 61V56H71L72 57L71 58L72 59L71 60L72 62H70L71 63L72 73H70V75H69L70 78L72 79V81L70 80L71 82L68 84L70 86H66L67 85L66 84L65 85L66 86V89L62 88V90L59 91V93H61V95H63V96H60V94L57 92V94H59V96L61 98H63L64 100L61 102L62 99L60 98V100L58 99V101H60V102H58L56 100V98L52 96L53 98H55L53 101L54 102H57V104L59 106V109H57V110L58 111L61 110V111H59V113H58L57 110L53 109L55 106H56L55 108H58L57 107V104L55 103V105H54V102H53L52 106H54V107L46 110V112L44 111V114H42V116L45 115V116H43V119L40 118L39 120L37 119L35 121H34V119H32L31 120V122H32L31 124L29 122L30 120H28L29 118L27 119V117H26V116H28L27 114H25V113L22 112V115H21V112H20V114H18L19 116L17 115V113H19V111H17L18 110V107H19L18 105H20V103H23V105H24V100H25V104L27 106L28 105L31 106L30 104H32L31 101H33V100L35 101V102L33 101V103L35 104L36 103V100L35 99H32L31 100V98L33 96L35 97L37 95V92L39 90L41 91L42 89H46L45 88L46 86H45L44 82L42 81L43 82L42 83V82L39 81L38 87H40L41 89L37 87L36 88L37 89L36 90L37 92H35V89L32 90V91H34L32 93L33 94L36 93V95H30V92L31 91L28 92V93H26V96L28 94V97L24 96L25 94L20 95V93H19L20 88H19V90L15 89V91H14V90H11L12 88L10 87L9 84L8 85L7 84L5 85L7 87L2 86V84H1L0 87H2V88L0 89V91L3 90L4 88L5 89H4V92L3 93H2V91L0 93V120L3 119L1 117H4V115L6 117L7 116L6 114H8V116H11V119H13V117L16 118V119H18V120L20 119L19 121L15 119V121L17 122V125L16 126H17L18 129L22 127L21 130H24V131L26 130L27 131V132L25 131L26 134H28V130L29 131L30 130L33 131L35 127H36L35 130H39V129L42 128L39 131H42V134H44L45 131H47L46 130L47 128H45V124L43 123L44 124L43 125L42 122H44V119L46 117L48 119L47 118L45 119V123L48 122V121H50V120L51 121L54 120L55 118L53 119V116L55 117V114L56 113L60 114L61 112H65L67 114L66 115L64 113L66 115L65 118L66 119L67 118L70 119L69 117L72 118L74 116V113L71 110L72 109V107H71L72 104L71 103L74 100H76V99L79 100V98L81 100L82 98L84 99V98H87V97H90V96L91 97L94 96V94L96 93V91H98V89H99L98 88L99 83H98V86L96 87L97 84L94 81V79L92 81H90L92 84L91 83L89 84V81H87L88 82L87 87L88 88H89V86H92V87H90L91 89H88L87 88L88 91H85L84 88H83V86H81L82 84L80 85V80H82V78L85 76V75L83 76L81 73H84V74L87 73L88 76L89 77H92V78L93 77L94 78L99 77V79H103V78H106L107 77L108 79H110V83L109 84H114V83H117V82L125 81L124 79H126V81L130 82V84H133V85H136L137 86V89H136V92L137 93L139 92V90L144 92L145 97L143 95L141 97H144L145 99L142 98V100L143 99L144 100L143 101L141 100L142 102L139 101L140 103L137 102L136 104H138V103L140 105L143 104V106H144V104H151V103H148L149 102L148 100L150 98H151L150 101L152 99H156V98L153 97L154 94H150L151 93L150 92V88L152 86V83L150 81L148 82L146 80H144L143 84H138V82H137V76L135 74V71L139 67V63H138L139 61H136L135 59H136V57L137 58L139 57V60L141 62L145 63L146 66H149V65L152 66L153 65L152 67H154V65H155L154 68L157 69V71L159 72V74L161 76V79L164 82L169 81L170 78H171L170 81H172L173 79H175L174 81L176 82V80H179V77H180V82L182 84L184 82L186 83V81H184L185 79H187V82H188V80H189V82H190V80H191V82H195V81L201 82L200 84H202V85L196 88V86H194V85H193V87H191L190 86L191 85L190 83H188L187 86H185L186 85L185 83H184V86L183 85L180 86V82L178 81L179 82L178 85L182 88L181 89L179 87V89L181 90V92H179L180 90L178 89L179 90L178 91L179 93L178 92L176 93V95H178V96H176V99L174 98V99H171L168 102H166L167 103V105H166L167 108L173 110V109H177V107H179V106L188 107V106L194 105V104H199L201 106H204L205 103L207 102V98H214V99H217V100H222L224 102H227V104H230L229 107L227 106L229 108V109L227 108V110H228L227 111V117L224 116V118H221V119L219 118V122L218 123L215 122V121H217V118H216V120H213L212 119L213 117L212 116L210 117L211 120L214 121L215 123H217V124L220 123L221 124V127L219 126L221 128V130L225 126L224 125L225 124L224 123L225 119H228V118H229V120L231 119L230 120L231 122H234L235 124H240L241 127H246V126H248V125L251 124L248 127V130L246 131V133L245 132L244 133L243 132H240V133L238 132L239 134H237L236 131L238 130L237 129L238 126L236 128L237 130H234L236 133L233 132V129L234 128L231 130L233 133L232 132L230 133L228 131L229 133L228 132H227L228 134L226 133L227 134L226 137L228 139H226L227 142H224V143H229V142H232V141L237 140V139H243L244 137H247V136H254L255 138L257 137L259 140L264 141V116H263L264 114L262 115V112L264 113V111H263L264 110V107H262V106H264V83H263V78H264V73L263 72L264 71L262 70V72H261L260 71L261 68L258 69V71H256V68L253 69L252 66L253 65L257 66L256 65L257 63L256 64H253L252 66H251V64L254 63V61H257V60H255L257 58L255 56V59L253 58L254 61H252V57L254 55H257V57H258V54L257 53H253V51L250 50L252 48L254 50L257 47H259V45L261 44V42H263V41H260V40H263V39L256 38V39H258V43L260 41V43L258 45H256L257 44V42H255L256 39L254 41V43H256V44L253 43V40H254V38H252L253 36L251 37L250 34H247V35L245 34L246 36L250 35V37H245V35L242 33L243 34V37L242 36L241 37L244 38V40H246L247 38L248 39L249 38L253 39L252 41L249 39L250 42H252V43H250L249 40L247 39L250 44L247 41H244L243 40L244 43H245V45H244L245 47H244L242 45L243 41L242 42L240 41L241 44H239L240 42L237 43L236 38L234 37V34H236L234 31H233L234 32L233 34L231 33V31H227L228 32L227 33L228 35L225 32V34L227 35L226 36V39H227L226 42L229 44V46L231 45V47H232L231 48V51H232L231 53L234 56V59L231 58V61H229V59L226 60V59H223V58H218V56L221 57V55H220L221 50H220V47L219 46H218L219 48L217 46L215 47V48H218L219 50L214 48L215 49V53H216V50H217V54H218V51H220L218 56H216V57L212 56L214 58H211L209 56L207 57V55H204L203 56L202 52H200V50L202 49V48H200L201 45L199 44L200 46H198V45L195 44V41H192L191 40V38H193V36L191 34H189L190 31L187 33L186 26H185L186 20L184 19L185 17L182 18V20H184V21L181 20V22H178V23H164L163 21H161V19L159 17V11H160V8L162 6L161 0H12V1L9 0V2H8ZM10 6L11 7H14L13 8L14 10H12V8ZM1 10H0V12H1ZM26 10L29 11V13L30 12H32V13L31 14L26 13L27 12ZM256 11L257 12H255L256 13L255 15L261 14L262 13L261 11H264V8H259L257 6ZM33 13H36V14L38 13L37 16H35V19H34V16H32ZM57 14H58V18H56V20L53 19ZM258 16H261V15H258ZM263 16H264V13H263ZM43 17H44V21H41V20H43L42 19ZM39 20H40V23H39ZM24 21H26V20H24ZM23 26H25L28 29V31ZM32 26L33 25H31L30 28ZM12 29H14V27H12ZM115 29L118 30V32ZM134 29H136V30L139 31V35L136 36L135 38H133V35H132ZM204 29H206V28L204 27ZM208 30H209V28H208ZM25 31L27 32V35H26V32ZM32 31H33L34 37H38L40 40L39 39H32V41H30L31 38H30V40H28L29 37H33ZM6 32H8V33L6 34ZM28 32H30V33H28ZM119 32L120 33H124L123 37L120 36V33ZM243 32H245V31H243ZM12 33H13V35H11ZM21 33H22V35H21ZM9 34H10V36H9ZM14 34H17L19 37L16 36V35H14ZM24 34H25V36H24ZM38 34H39V36H38ZM8 36H9V40H8ZM26 36H27L28 39H26ZM235 36L237 37L238 35L236 34ZM254 36H255V34H254ZM12 37H13V39H12ZM24 38H25L26 41H24V43H23L22 42L23 41L22 39H24ZM233 38H235V40H234L235 42L233 41ZM19 39H21V41ZM15 40H16V42H15ZM36 40H39L40 45H38L39 42L38 41L36 42ZM50 40H52V41H50ZM131 40L134 41V42L136 41L137 42V45L139 43L142 44V42H144L141 45V47H140V44L138 45L141 49L139 47H137V45L135 46L136 42H135V44H133ZM239 40H241V39H238V41ZM231 41H233V42H231ZM3 42H2V44H3ZM20 42H22V43H20ZM25 42H29V43H26L25 44ZM50 42H52V43H50ZM18 43H20V45ZM48 43H49V45H48ZM235 43H237V44H235ZM23 44H24V46H23ZM28 44H30V46ZM233 44L237 45V47L240 50H242V47H244L243 48L244 51L248 50V51H246L244 53L245 56H244V54H239V52H237V54H236V50H235L236 47ZM11 45H13V44H11ZM33 45L36 48H38V50H41L43 48V50H42L43 52H46V50H50L49 46H51L52 49H55V50H53V52H51L52 49L50 51H47L46 52L47 53V56H46L45 53L43 54V52H42V54L45 55V57H43V55H41V51L39 52L34 47H33V50H31V51L33 52L36 49L37 50L36 52H39V53L35 54L36 52L35 53L33 52L34 53L33 54L30 51V49H32L31 46H33ZM44 45H47V47L49 49H47L46 46L44 47ZM240 45H242V47H240ZM246 45H249V46L250 45H253L254 47L253 46L252 47L250 46V47L247 48ZM78 46H83L85 48L86 51H85V53L83 55H80V54H77L76 53V48ZM196 46H198L200 49H198V47H196ZM0 47L3 48L2 45ZM135 47H137L138 49L135 48ZM5 48H7V47H5ZM238 48H236V49L239 50ZM232 49L235 50V52ZM260 49L262 50V48H260ZM8 50H9V48H8ZM8 50L5 49V50H3V52L7 51L9 53V51H10V53H11V50H9V51ZM17 50L20 51V48L19 49H16L15 51H17ZM202 50L203 51H206L205 49H202ZM19 51H17V52H19ZM28 51H30L32 53V56L29 55L30 52H28ZM250 51H252V52H250ZM48 52H51V53H48ZM27 53H28V55H27ZM251 53H252L253 56L251 55ZM38 54H40L43 59H40V55L38 56ZM238 54H239V56H237ZM3 55L6 56V54H4V53H3ZM18 55L16 57L15 56H13V57L19 59V56ZM242 55L245 58L247 57L248 63H250V62H252V63L249 65L245 61L242 62V60H243V59H241V56ZM29 56H31V57H29ZM13 57L10 58V55H9V57L6 56V58H8V59L10 58L8 60L10 62L12 61L11 59H13ZM20 57L22 58V56H20ZM37 57H39V58H37ZM261 57H263V58H261ZM261 57H258V60L260 58L261 60L263 59V61H264V55H262ZM6 58H2L1 59L2 60V63L1 64L5 68L7 66L8 68H10V70H11V68H12V70H14L15 66H12L11 64H10V66L6 65L7 63L8 64L10 63V62H7ZM3 59H4V61H3ZM17 59H16V61H17ZM248 59L250 60V62H249ZM1 60H0V62H1ZM29 60L27 61V59H25L24 61L29 62ZM87 60L88 61L90 60V62H87ZM234 60H236V62L238 61V62H242L243 63L242 65H244L248 69V72H249L251 78L255 80V82H256L255 84L250 85L249 82H248L249 77H246L245 75H243L239 71L234 70L233 67L236 66L234 64L235 63ZM24 61L21 62L22 63L21 66L22 65L23 66L20 67V68H25L26 65L30 64V63H28V64L26 63L24 65V63H25ZM263 61H262V63H263ZM4 62H6V63H4ZM175 64L178 67L177 66L175 67ZM263 64L262 65L260 64V67L263 68ZM2 65L0 66V68L2 67ZM52 65H54V66H52ZM43 66H45L46 68L43 67ZM99 66L103 68L102 71L100 69L101 73L100 72L97 73L98 71H97L96 67L99 70ZM249 66H250V68H249ZM3 67L1 69H3ZM50 67L51 68H53V67L55 68L54 69V72L56 71L55 74H57V75H55L53 71L52 72H53L54 75H51L50 74V73H52L51 71L47 72ZM179 67L181 69H184L186 71V73H188V78H186L187 75H186L185 72H184L185 73L184 74L182 71L181 72L179 71V70H181ZM238 67H240V66H238ZM251 67H252V70H251ZM8 68L6 70L3 69L5 71V75H6V73L7 74L9 73L8 75L10 76L11 73H13V74L15 73L14 72L15 70L14 71H12V70L10 71ZM51 68H50V70H51ZM175 68H179V69H175ZM32 69H34V70H32ZM35 70H37V71H35ZM177 70L180 73H178ZM252 71L253 72L256 71V73H258V74H256V73L254 74ZM259 71H260V73H259ZM181 73H182V75H181ZM0 74H4V72L2 73V71H1ZM42 74L40 76H42ZM49 74L51 76H49ZM30 75L28 73V76H30ZM184 75H186V77ZM46 76H44V77L46 78ZM86 78H87V75H86ZM92 78H90V79H92ZM189 78H191V79H189ZM42 79H44V78H42ZM181 79H182V81H181ZM192 80H195V81H192ZM40 84H42L44 86L41 87L42 85H40ZM57 86L58 85H56L54 87L56 88ZM47 88H49V90L47 89L49 91V93L52 92L51 85H50V87H47ZM5 90L7 91V93H6ZM101 91H103V90H101ZM16 92H17V94L19 93V96H18L19 98L16 97V95H17ZM50 94L51 95H54L52 93H50ZM179 95H181V96H179ZM183 95H185V96H183ZM13 96L16 97L17 99H19V101L21 99H23V96L26 99H29V96H30V100L28 101V100L24 99V100H21V102L18 104L19 101L16 98H14ZM20 96H21V98H20ZM55 96H56V94H55ZM7 97L10 98V99H14L16 102L18 101L16 103L13 100V103H16V104H14L15 107L14 106L13 107H10L11 105H13V103ZM75 97H76V99H75ZM182 97L185 98V99H183ZM6 100H7V104H4L3 102L6 103ZM9 101H11V102H9ZM26 101H28L30 104H28V102H26ZM9 103L11 105L10 106H7ZM16 105L18 107H16ZM6 106H7V108L8 107L9 108L7 109ZM4 108H5L6 112L3 114L2 112H3ZM10 108H11V111L12 112L10 111ZM30 108L31 107H29V109ZM12 109H16L17 112L15 110H12ZM51 110H52L53 114L55 112L56 113L54 115L51 114L52 113V112H50ZM9 111H10L11 114H9ZM101 111H100V108L99 107H96V110L89 114V116H88L89 119L91 118L92 120H95V118L97 117V115L101 114L100 113ZM257 112H261V115H259L260 113L259 114H256ZM12 113L14 115H16V116H13ZM46 113L47 114L49 113L48 116H50L51 119H49L50 117L46 116L47 115ZM2 114H3V116H2ZM58 114H56L58 116V118L56 116V118H57L56 120L59 121V115ZM119 114H121V113H119ZM255 114L257 116L259 115V117H257V118L254 117V118H256V120L253 121V119H254L253 118V115H255ZM60 115H62V113ZM65 115H63V116H65ZM8 116H7V121H6L5 117H4L3 120L9 123L8 120H10V117L8 118ZM208 117L205 116V118L203 119L204 122L206 121L205 123H208L207 121H210L209 120L210 118H208ZM22 118H23V120H22ZM60 119H62V120H60L59 122L61 123V125H63L62 124V123H64L63 118L61 117ZM229 120H228V122H230ZM18 122H20V123L18 124ZM27 122H28V124H27ZM39 122H40V124H38ZM66 123L67 122H65V124ZM71 123H74L73 120L72 121L69 120L68 123H67L68 125L66 127L63 125L61 127V130L59 131L61 133L62 130H66L64 128H69V130H70L69 132H68V130H67V132L66 131H62V134H64V135H65V133H67V136H65V137H67V139H64L63 140V142H66L67 141L66 144L65 143L63 144L62 141H60L61 143L59 142V139L61 140V138H60L61 136L56 141V144H58V142H59V144H63V146L66 145L65 147H63L62 151H64V149H66L65 151H68V152H72V150H76L77 151L78 148H81L80 145L83 144L84 141L87 140V138L89 140H91V138H92L93 142H92V140L90 142L88 140V143L94 145V147H95V144H96L95 149H93L92 151H93L94 156L97 157L99 155V153H98L99 146L104 145L106 142H110V140H111L110 138L107 139V138L104 137L105 134L102 133L104 131V129H103L104 127H102V126L99 127L101 131L97 130L99 132L96 131V132L92 133L93 134V137H91V138L87 137V133H86V137L87 138L84 140V138H85L84 137V133L85 132H83L82 125H81L82 128L81 127L79 128L78 125H76L77 127L73 126V125H75V123L73 125ZM0 124H3V123L0 122ZM35 124H36V126H35ZM46 124H48V123H46ZM217 124H214L216 126L215 128H217ZM19 125H20V127H19ZM29 125H30V129L28 127ZM32 125H33V127H32ZM37 125H39V126L37 127ZM2 126L3 125H0V127H2ZM231 127H232V125H231ZM231 127L229 129H231ZM233 127H235V126H233ZM96 129H97V126H96ZM211 129H212V127H211ZM43 130H45V131H43ZM210 131H212V130H210ZM216 131H217V133L219 132V130H217V129H216ZM59 132H57V134L60 135ZM10 133L8 135V138L11 137L10 140H12V139L14 140V137L10 136ZM95 133L97 134V137H98V134H99V137H98V140L97 141L95 140V139H97V137L94 138L96 136ZM206 133H205V137H206ZM214 133H212V134L209 133V134H211L210 136H212L214 138V136H213ZM47 134L48 133H45L44 136L46 137ZM209 134H207V135H209ZM108 135H110V134H108ZM199 135H200V133H199ZM44 136L42 135V139H45ZM202 137H204V135ZM202 137H199L198 139H202ZM223 137H225V136L223 135L221 138L223 139ZM62 138H63V136H62ZM195 139H196V137H195ZM119 140L121 141V145L118 146L117 150H121L122 158L118 162L117 161H114L113 159L110 158V155H112V153L115 150L116 146L114 144H112V142H111L109 144V146L106 147V153H107V156H108L107 161L109 162L110 166H112V167L114 166L115 167L116 165L123 166L125 164L126 165L129 164V165H127L128 167H134L133 164H136L137 166L138 165L140 166V168H138V170H141V167L143 166V168H142L143 170H141V171H144L146 173V174L144 173L145 174L144 175L145 178L143 176L144 179L142 177H140L139 180H134L136 178H132L133 181L131 180V182H128V184H130V183L133 182V184H130L131 187H136L139 184L145 183L146 181H147V183H149L150 180L149 179L146 180V179L147 178H150L149 173L151 174V172L154 171V169H155V171L156 170H160L163 173V175H167L168 173L170 174V172H171L170 170H173V167L176 165L175 163H179V161H181L182 159H189V158H193L194 159L195 157L199 158V156L202 157V155H204V152H201V151H198V150L197 151L196 150H191L187 146L186 147L183 146V148H182V146H180L182 149L180 147L179 148H176V147H174L172 145H165V146H161V147H154L149 142H147V141L145 142L144 140L138 138L134 134V132H129V131L127 132V134H124L123 133L122 135H120ZM209 140H211V139H209ZM120 141H118V142H120ZM203 141L205 142V140H203ZM45 144L46 143L43 144L44 147L41 149L42 152L40 150H38V152L40 151L39 153L42 156L43 155H46V157L44 156L46 159H49L50 158L52 160L51 161H49V160L47 161V164L50 167H47V169H45L44 171H46L47 173H49V172L51 173V172L54 171L51 174H53L54 176H56L60 181H61V179L63 178V176L65 174L66 177L67 178L69 177L68 179H70L72 181V182L71 181H67L68 179L67 180H63V183L66 181L65 184H67V185L68 184H73V185L74 184H78L79 181L77 182V181H75V178L73 179V177L76 176L77 173H76V175H75V173L72 174L76 168L75 167L72 168V167L76 164L77 160L79 162V159L81 158V157H79L80 154L78 156H76V154H74L75 156L72 157V158H74V160L76 162H74L73 159H72L73 160L72 161L71 158L70 159L69 158H65L66 160L68 159L67 160L68 162H67L64 158H62V152H60V150H57V149L54 150V152L55 151L56 152H60L61 153L60 154L61 156L58 155L59 157L57 156L56 158H54L55 155H57V153L55 155H53V152H52V154H49L50 156H48V153H50L51 150L53 149L52 148V143H51V146L49 145V147H47L48 145L46 146ZM67 146H68V149L66 148ZM151 147H153V148H151ZM50 148H51V150H50ZM69 148L70 149L72 148V150H69ZM45 150H46V152H45ZM79 150H78V152H80ZM147 153H150V154H147ZM40 154H39V157H40ZM149 155H151V157ZM51 156L52 157L54 156V157L52 158ZM94 156H92V159L91 158H88V161H89V159H91L90 162H88L89 163L88 164V167H85V168H88V171H87V169H85L86 172H88V174L86 173L87 174V178L86 179H85V175H84V178L81 177V178H83L82 179L83 182L81 181L82 184L79 183L80 185H76V186H73V185L72 186L71 185H68L67 186V185L64 184L66 186V187L64 186V189L67 192L69 190L68 194L65 193V197H66V195H68L66 197L68 199V202L66 204L67 206L65 204H62V202L64 200H59L58 199L59 198L58 197V194H56V193H59V194L60 193L61 194L63 193L62 194L63 197H61L59 195L63 199V198H65L64 197V192H66V191L63 189L64 192H62L63 190L60 191V192H58V190H57L56 192L53 191V193H52L51 192L52 191L51 189H53L54 187L53 188L52 187H49L50 188L49 189L48 188V186H49L48 184H47L48 186H46V187L50 190L48 193L51 192L50 193L51 195L49 194L50 196H48V194H46L47 191H48V189L45 190V189H42L41 188L39 190L44 191V192H42V191L41 192H42L43 195L45 193V196H42V194L40 195V194H38V192H36L38 195L35 194L34 197H38L40 195V197H39L40 200H41L42 197L43 198H46V197H49L50 198L51 197L52 199L51 198L50 199L55 201L56 196H57V199L56 200H59V201L58 202L55 201L57 205L54 203L56 205V208L59 205L66 206V207H64V206L62 207L61 206L59 209L57 208L56 210H58V212H61V211L65 210L67 207L69 208L70 205H73V206H75L74 207L75 209L73 208V206L71 208L74 209V210H76V209L79 208L82 211V212L81 211L80 212L83 215V209H82V207H83L84 208V213H85L84 214V218H83L82 215H78V217L79 216H82L81 217L82 219L80 218L82 220V221L81 220L80 221L82 223L84 222L82 225L79 223L80 221H79L78 217L77 218L74 217V219L76 221L78 220V222L76 223V221L71 216L72 214L70 215L71 217H68L67 218L68 220L70 218H72V220L75 221V222L72 221L75 224V228L77 227V229H78V227H79V229H80L82 227L81 232L84 235L83 236L82 235L80 236L81 237L80 238L81 239V242H83V240H84V239H82V237H85V240L84 241L87 242V244L89 242H91L92 243L91 245L94 246L96 252H99V253L101 252L100 253L101 255L104 252L105 260H104V257L102 256L103 257V260H104L103 261V264H132V261L135 264V261H134L135 259H134V257L132 255L138 253V256H139V254L141 253L140 255L143 254L144 256H147V251L148 250H146V254H145V250H144V253H142L141 251H139V252L138 251H134V247H137L138 245L135 246L133 244L131 246V247L134 246L133 247V250H128L130 248L129 245L132 243L131 241H132V239L135 238V236L131 235L132 233L127 235L128 232L127 233L126 232H122V230L120 231V230H112V229H109L108 223H107V221L112 222L111 220H115L116 217H117V214H118V219H116V220H119V218L121 216L120 214L125 209L123 210L122 208L121 209L119 208L120 210H123L121 212L118 209L121 213H118L116 211L117 214H115V212H114V216H115L114 219H113V216H112L113 214L111 215L110 213H106L104 211L103 212H97V214H91V213H89V210L88 209H89V207H91L90 205H91L92 200H93L92 197L95 194V190H97L96 188H98L97 185H96L97 182H98L97 179H96V174H97V171H98V169L100 167V163L98 162V160ZM59 158H61V160ZM60 161H62V163ZM64 161H66L67 163L66 162L64 163ZM49 162H51L50 163L51 165L49 164ZM57 162H58V164H56ZM111 162H114V164L111 163ZM116 162H117V164L115 165ZM80 163H81V161H80ZM11 164H12V166H14L15 171H17L16 166L17 167L19 166L20 168H23V166L21 165V162L20 163L18 162L19 165L17 163H15L16 166L13 165L12 162H11ZM63 164L66 165L67 167L65 166V168H63L64 167ZM0 165H1L0 166V264H33V263H35V264H66L69 259L73 258L72 256L74 254H75L74 255L75 257L77 255V257H76L77 259H75V261L77 260V261L80 262V260H82V258L80 259L78 257V255H80V254L76 250L80 251V253L81 252H84L83 254H85V251L86 250L85 249L82 250L81 248H78V247H77L78 249L77 248L75 249V247L72 245V243H73L72 242V236H71V235H73L72 231L74 232L75 230H77V229L70 230L73 227V226H71L72 225V222L70 223V226H68V225L66 226V228H69L70 227L69 228L70 231L67 229L69 232L67 231V234H66L67 235V240L66 241H67V244H68L67 246L69 248L64 243H58V246H57V243L55 245L53 243V245H52L53 248L52 247H51V249L49 248L50 250L46 251V249H45L43 252L42 251L41 252H38V249L36 250V249L32 248V246H31L32 245L31 244L32 242L30 243L31 245H29V244H27V242H25L26 239L28 238L27 235L24 234L26 232V228H25V231H21V230L24 229V227H27V225L25 226L23 224V222L25 224H27L26 222H30V221H26V220L30 219V216H29L30 213H28V215H27V214H23L22 212H24V213L31 212L30 215H33L34 216V213L36 214V212L38 211V208H36L37 203L34 204L35 206L33 204H31L32 198H29L28 196L31 197L32 194L31 193L28 194V191H27V193H25V190L23 188H21V187L19 188L18 185L21 186L20 185V182L17 183L18 184L17 186H15L16 184L13 181L14 183L13 182L12 183L14 184L15 187L12 184H11L12 186H10V183H8L7 177H5V175L1 174V173H3L1 170H2V168L3 169L5 168L6 175L7 176L10 175V179L12 178V175L11 174H13L14 172L11 173L10 171L9 172L6 171V170L9 169V167L8 168L5 167L2 163H0ZM76 165L78 166V164H76ZM68 166L70 167V170L69 171H68V169H69ZM240 166L245 168V170H246L245 172L246 173H244V177H242L243 179L240 178L241 179L240 182L237 181V185L238 186L236 185V181L235 180H233L234 182L231 181V180H228L229 178H227L225 174H222V173L218 172L216 170V168L214 166H212V164L208 165L205 168H200V169L199 168H196L195 171H193V172L190 171V175L191 176H194L195 178H196V176H197V178L198 177L204 178L203 175L206 176V174H210V176L216 177L218 180H221V182H222V188H223V191H221V192L224 193V194H221V192H219L220 194H217V195L214 194L215 196L211 195L212 198L210 196L211 199H210V203L208 205H211V209L212 210L215 209V211H219L220 210L221 212H223V210H224V211H227V212L229 211L230 212V210H229L230 207H231L230 205H232L234 203L237 204V205H239V206H241L244 209V211L247 210V211H245L246 214H245V212L243 210H242V212L241 211H237V210H235L236 212L235 211H232V213H234V215H235L234 218L229 217L230 218V221H229V218H228L227 221L221 222L220 224L218 223L217 225H220L218 227H219V230L221 231V234L222 233H224V235H227L228 234V236L230 234L231 235L233 234L232 237L237 238V237L240 236L241 238H244L247 246L250 247L249 248L250 252L252 251L251 254L254 256V258H257L256 261L258 263H261L262 264L263 257H264L263 256L264 255L263 254V251H264V204H262V205H256L255 202H253L252 200H250V198L244 192V188L248 184L249 178L251 177V175L253 174V172H254V170L256 168L254 166H251V165H240ZM56 167H59V168L56 169ZM14 168H13V170H14ZM20 168H19V173H23V172H20V170H21ZM37 168L39 170V167H37ZM51 168L53 169V171L50 170ZM61 168L64 169V170H61ZM71 168H72V170L74 169L72 173H71ZM9 170H12V169H9ZM65 170H67V171L66 172H62V171H65ZM7 172H8V174L9 173H11V174L8 175ZM46 172H45V175H46ZM57 172L58 173L60 172L63 175L58 174ZM56 173H57L58 176L55 175ZM49 174H48L47 177H51V176H49ZM14 175H16V178H19L18 177L19 176L18 175V172H16V174H14ZM40 175H42L41 174V171H40ZM45 175H42L40 177H43ZM59 175L62 176L61 179L59 178L60 177ZM56 177H55V180H56ZM78 177H80V176L78 175ZM184 178L186 179L187 176H185ZM12 179H14V178H12ZM47 179L51 180V178H44L43 181L46 182ZM49 180H47V181H49ZM76 180H79V179L77 178ZM181 180H184V179H181ZM181 180H179L180 182H179L178 186L179 187L183 186L182 188H185L186 189V191L184 193V195H186V196L183 199H181V200H177L176 197L172 196V194H170L168 197H165V198H162V199H160V198L157 199V197H159V196H155L156 199L153 198L152 196L151 197L153 199L148 197L150 199V201L148 200L147 202H149V203L150 202L151 203L152 202L155 203V205L153 204V206H155L154 208H157L158 207V211L156 209V212H154V211H153L154 213L152 212L153 215L152 214H149L150 216L152 215V217H153L154 215H156L155 213H157V214L158 213H161V216H162V213L164 215L165 213L170 212L169 210L171 209V207H173L174 204H177L178 202L181 203V205H180L181 207H183V206L184 207H187L186 210L190 209V210L193 211L195 209V212H196V208H197L196 206H198V204H197L198 201L195 200V199L197 198V195L198 194L199 195L201 194V196H202L203 194L205 195L207 193V191L209 190V183L210 182L202 181L200 183H197V181L196 182L193 181V183H192V182L189 181L190 180V177L188 179H186V181H188L189 183L186 182V181L185 182H181ZM2 181H4V184H5V182L7 183L6 184V187L9 186L8 189H6V187H5L6 190L4 189V186L5 185L3 184ZM24 181H26V179ZM73 181H75V183ZM135 181H138L137 183H139V184H137V183L134 184ZM26 182H24L23 187H25V184L28 183V182L27 183ZM167 182H169V181H167ZM238 182H239V184H238ZM41 183H42L41 184V186H42L43 185V182H41ZM60 183H62V182H59L57 187H59V184ZM63 183H62V186H60L62 188H63ZM171 183L172 182H169L168 185H170ZM1 184L4 185L3 186V189L5 190L4 192H7V194L3 192L2 188H1L2 187ZM21 184H23V183H21ZM45 185H46V183H44V185H43L44 188H46ZM175 185H176V183H175ZM28 186H29V184H28ZM28 186L25 187V189L26 188L29 189L30 186L29 187ZM69 186H70V188H69ZM95 186H96V188H95ZM121 186H120V188H121ZM33 187H35V186H32L31 189ZM71 187H73V188H71ZM16 188L17 189L19 188V190H18L19 192L17 191ZM123 188H125V190H124L125 192H127V193L129 192V189L127 190V187H124V185H123ZM171 188H172V186H171ZM23 190H24V192H22ZM70 192L72 193V195L71 194L69 195ZM143 192H144V190L141 189V192L138 195H141ZM8 193H10V194H8ZM4 194H6V196H4ZM52 194H53V196H52ZM73 194L75 195V197H74ZM167 194H169V193H167ZM132 195L134 196L135 195V192ZM136 196L137 195H135V197ZM73 197L75 199L74 201H75L76 205L74 204V201L73 202L71 201L72 203L69 202L70 199L71 200L73 199ZM135 197H132L134 201H136ZM27 198H29V201L27 200ZM49 198H47L48 201H50ZM53 198H55V199H53ZM66 198H65V201H67ZM78 199L80 200V203H81L82 206L77 202V201H79ZM197 199L199 200V197ZM142 200H144V199H142ZM34 201H35V199H34ZM34 201H33V203H34ZM43 201L46 202L47 200L43 199ZM139 201L141 202V204L144 202V201L142 202L140 199H139ZM139 201H136V202H138V204H136V202H135L136 207H138L139 205H141L139 203ZM53 202H50V205ZM59 202H61V204ZM147 202H146V204H147ZM252 202L256 205L255 207H253V203ZM58 203H59V205H58ZM227 203H231V204L230 205L228 204L229 205L228 206ZM150 204H147V205H150ZM156 204L158 206H156ZM11 205L14 206V207L16 205V207H18V208L15 207L16 209L14 211V209H12L13 207ZM55 205H54V207H55ZM34 207H35V209H34ZM46 207H48L47 204H46ZM130 207H131V205H130ZM130 207H128V208H130ZM48 208H50V207H48ZM63 208H65V209H63ZM139 208H140V206L138 207V210H139ZM199 208H200V206H199ZM32 209L34 211H32ZM61 209H63V210H61ZM86 209L88 210V213H86L87 212ZM140 209H143V208L141 207ZM5 210H7L6 211L7 213L4 212ZM130 210H133L132 207L127 210V212H128V218H130V219H127V220L130 221L132 219V221H135V222H133L134 224L131 221L129 223H131L134 227H137V226H135V224L136 225H139L140 224V219L141 220H144V218H141V217H143V216L146 217L147 216V214H146L147 212L146 211L144 212L146 214V216L145 215L142 216L141 214H139L141 216L140 217V216H138V214H136V212L134 214L129 213ZM186 210H185V212H186ZM50 211H51V208H50ZM65 211H67V210H65ZM197 211H198V208H197ZM8 212H9V214L10 213H12V214H14V213L16 214L17 213L16 217H19V215L22 216V221H21V219H19L18 221H21L22 225H24L23 228L21 226H19L21 229H19V227H17L15 229L13 227L11 229L12 230H15V232L14 231H11L9 224H7V222L5 221L6 220L5 218H7ZM53 212H54V210L51 213H53ZM56 213H55V215L52 214L53 217H51V218H52V220H55V222H58L59 216H60V219H61V216L63 215L64 212L57 213V215H59V216H57ZM241 213H243V214H241ZM46 214H48V213H46ZM66 214H64V215L66 216ZM129 214H131V216H129ZM244 214L246 215L244 217V220L246 219V226L249 229V232L248 233H247V230H245L243 227L242 228L241 227L237 228L238 227V224H236V223H238V222H236L237 221L236 220V217L239 220L240 217H241V215L243 216ZM5 215H6V217L4 218ZM67 215L69 216V214H67ZM74 215L77 216L76 214H74ZM124 215L127 216V214H125V211L123 213V216ZM232 215L233 214L230 213V216H232ZM239 215H240V217H239ZM21 216L19 218H21ZM123 216H121V218ZM157 216H160V214L157 215ZM25 217H28V218L25 219ZM83 219H84V221H83ZM148 219H151V217L148 218ZM231 219H234V220L231 221ZM49 220H51V219H49ZM146 220L147 219H145V222H146ZM136 221H138V222H136ZM69 222H70V220H69ZM145 222L142 221V224L145 223ZM106 223H107V225H106ZM137 223H139V224H137ZM79 224H80V226H79ZM28 225H30V224H28ZM15 226H16V224H15ZM30 228L33 229L34 228L33 225H31ZM30 228H29V230H30ZM143 228L140 227L139 229H141L142 231H144L145 229H143ZM79 229H78V231H80ZM129 229L130 228H128V230ZM17 230L18 231L20 230L19 235H18V233H16V232H18ZM27 230H28V228H27ZM70 232H71V234H70ZM134 232H136V228H135ZM13 234L14 235L17 234L16 235L17 237H13L14 236ZM27 234H29V233L27 232ZM31 234L29 236H32ZM135 234L136 233H134V235ZM22 235H24V236H22ZM130 235L133 236V237H131ZM68 236H69V241H68ZM128 236H130L132 238V239L130 238V242H129V239L127 240V238H129ZM18 237H21V241H22V239L25 240L24 242L22 241L23 244L21 243L20 238L17 239ZM22 237H25V238H22ZM227 237H226V239L229 240ZM76 240L77 239L75 238V241ZM70 242H72V243H70ZM133 242H134V240H133ZM34 244L36 245V242ZM59 244H62L61 247H60ZM78 244H80V243H78ZM163 244H165V243H163ZM18 245L19 246H22V247H18ZM71 245L74 248V249H72V254H73V251H74V254L73 255L70 254L71 255V257H70V255H69L68 252L72 248ZM26 246H27V248H23V247H26ZM28 246L31 247L33 250H31V248H29ZM54 246H56V247H54ZM65 247H66V249H70V250H65L64 249ZM21 248L22 249H27L26 251H28V249H29V251L27 252L28 254H22V251L25 252V250H21ZM163 249H164V252H165L166 249L167 250L169 249V247H167L166 244L164 246H160V250H163ZM19 250L21 251V254H19V255H22L23 257H24V255L25 256L28 255V257L26 256V257L23 258L22 256H18ZM35 250H36V252H34ZM172 250H174V249H172ZM58 251L59 252L61 251V252L59 253ZM124 251H128V252L126 253ZM169 251H171V250L169 249L168 252ZM171 252H169V254H171ZM37 253H38V255H41V256H37ZM89 253L90 252H88L86 254H88L90 256L91 253L90 254ZM123 253L127 254V257H129L128 255H131L129 257V260H131L132 258L134 260L132 259L131 260V263H130L128 261L126 255H123ZM131 253H133V254H131ZM259 253H262V254L259 255ZM59 254H61L62 257H59L60 256ZM83 254H81V255H83ZM148 254H149V251H148ZM81 255H80V257H81ZM152 255L155 256L157 254L154 255V252H153ZM152 255H151V257L153 258ZM204 255L201 256V257L198 256L197 258H196V256H195V258L194 257L193 258H190V260L192 259V261H190V262L188 261L187 264H198V261L199 260L202 262L203 259H205L206 256H208V254H206V256H204ZM83 256H86V255H83ZM123 256L125 258L122 259ZM147 257H149V256H147ZM151 257H150L149 260L152 259ZM59 258H61L63 260V262H60L62 260H58ZM84 258L85 257H83V259ZM90 258L87 257L86 258V262L84 264L87 263L88 259H89V261H88V264H89V262L91 261ZM136 258L138 259V257H136ZM23 259H24V261H23ZM137 259H136V261H137ZM73 260H74V258H73ZM73 260L71 259V261H73ZM125 260H127V261H125ZM138 260H141V258L138 259ZM155 260H156V258H155ZM155 260L152 259V261H155ZM157 260H156V262H153V263L154 264L159 263L158 261H160V259L158 261ZM65 261H66V263H65ZM163 261L164 262L160 261L161 264H164V263L166 264L167 263V262H165V259ZM200 261H199V263H201ZM83 262H84V260L82 262H80V263H83ZM74 263L75 262L73 261L72 264H74ZM136 264H138V263H136Z\"/></svg>",
    "mask_w": 264,
    "mask_h": 264
},
{
    "label": "clouds",
    "instance_id": "9594fccd",
    "mask_svg": "<svg viewBox=\"0 0 264 264\" xmlns=\"http://www.w3.org/2000/svg\"><path fill=\"white\" fill-rule=\"evenodd\" d=\"M256 8V0H239V3L233 6L232 12L239 25L247 28L254 19ZM184 15L185 9L177 0H164L159 11V17L164 23H175ZM132 35L135 38L139 35V31L134 29ZM237 70L249 77L250 85L256 83L244 65L238 67ZM215 155L216 160L213 161V166L225 175L233 174L240 165H251L264 170V141L257 140L254 136L219 145L216 147ZM244 192L255 204H264V171L249 178Z\"/></svg>",
    "mask_w": 264,
    "mask_h": 264
}]
</instances>
